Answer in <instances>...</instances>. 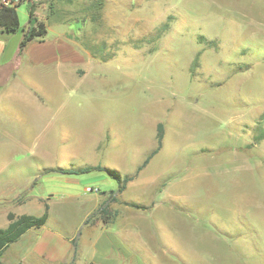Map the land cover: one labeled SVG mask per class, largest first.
<instances>
[{
	"label": "rangeland",
	"instance_id": "1",
	"mask_svg": "<svg viewBox=\"0 0 264 264\" xmlns=\"http://www.w3.org/2000/svg\"><path fill=\"white\" fill-rule=\"evenodd\" d=\"M40 1L53 42L90 64L58 91L54 72H25L50 97L37 126L27 112L10 121L0 203L20 193L50 198L52 216L70 227L88 195L115 196L114 175L134 176L118 207L148 209L140 218L152 239L135 245L145 264H264V0L23 1L18 33ZM14 140L24 145L13 151ZM57 165L104 170L68 174L92 191L77 189L70 203L46 175ZM23 209L44 211L37 201ZM13 246L5 264L17 263Z\"/></svg>",
	"mask_w": 264,
	"mask_h": 264
},
{
	"label": "crops",
	"instance_id": "2",
	"mask_svg": "<svg viewBox=\"0 0 264 264\" xmlns=\"http://www.w3.org/2000/svg\"><path fill=\"white\" fill-rule=\"evenodd\" d=\"M25 1L31 2V0ZM32 5L33 16L37 21L43 22L45 26L44 36L27 42L20 50L19 42L28 25L20 33L17 32L18 30L7 33L0 27V177L9 171L8 166L11 161L9 154L13 141L8 139L12 132L10 121L13 118L20 121L22 113L26 114L27 112L31 118L29 119L30 125L37 126L39 122L41 123L42 118L40 116L36 118V114L41 115L45 106L44 102L50 97V94L45 91V95H42L41 90L37 89L35 85L36 81L26 77L25 72L31 69L37 71L39 68H41L39 72L42 71L40 73L42 75L47 73L46 71L54 72L56 85H60L56 88L58 91L60 88H66L69 80L75 75L81 79L85 77L90 64L86 63L83 55L73 45L60 39L53 42L51 39L53 26L46 24L48 17L42 15L38 10V7L43 8L46 3L40 1L39 6L35 3ZM15 33L18 34H16L13 47L10 45L13 37L11 34ZM50 66H53L52 69H48ZM57 91L55 90L56 95ZM34 114L35 118L32 117ZM30 128L19 126L18 131L21 130L25 133ZM14 142L13 151L24 145L17 140ZM57 167L58 169H70L59 165ZM48 174L50 178L61 184L64 198L70 203L77 199V189L83 192H92L90 183H87V180L84 182L83 178L60 172H46V175ZM134 178L128 181L123 191L115 193L114 200L109 199V193L88 195L86 200L90 202V206L79 221L70 227L63 223L62 216L57 218L52 216L50 198L47 201H42L39 197L25 193L24 197L19 200L22 197L20 195L22 193H20L8 203H0L3 205V208H0V228L8 224L9 213L15 216L36 215L23 209L28 202L37 201L43 207L45 204L48 205L46 222L41 226L29 228L17 240L10 243V245H14L13 247H17L16 264H145L135 245L137 243L145 247L152 239L150 231L147 230L148 228L140 218V212L148 209L134 208L123 204L118 207V194L122 197L133 183ZM24 191L26 192L27 188ZM84 195L87 196V194ZM122 200L124 198L120 201ZM102 206H104L103 209ZM70 207V205L67 206L68 209H72ZM42 213L43 211L38 215ZM77 233L78 238L76 239Z\"/></svg>",
	"mask_w": 264,
	"mask_h": 264
},
{
	"label": "trees",
	"instance_id": "3",
	"mask_svg": "<svg viewBox=\"0 0 264 264\" xmlns=\"http://www.w3.org/2000/svg\"><path fill=\"white\" fill-rule=\"evenodd\" d=\"M23 1L25 0H19L18 3L9 4V5L0 2V27L2 31L11 33L18 30L20 23L17 13V7ZM45 33L46 30L43 22L36 20V18L33 16V5H30L28 26L22 39L19 42V49L21 50L26 45L27 42L34 39L35 37L44 36ZM158 137H159V141H161L162 138L161 132L158 134ZM156 152L157 150H153L150 156L146 158L143 161V163L139 166L138 170H141L148 163L149 159L152 158L151 156L154 155ZM93 170H104V169L101 166L96 165V166H85L76 169L73 168L67 170L60 169L59 171L62 174H80V173L90 172ZM133 177L134 176H125L123 178V182H120L117 175H114V178L118 183L117 192L123 191L125 188V183L131 180ZM112 193H114V191ZM109 199L114 200L115 197L111 195ZM103 207L104 206H102L101 208L103 209ZM47 210H48V205L45 204L44 211L41 215L21 214L15 216L14 214L9 213L8 224L5 227L0 228V256L4 251V249H6L10 245V243L17 240L29 228L43 225L47 220V215H48ZM74 246L76 249L75 241H74ZM0 264H5V263L0 259Z\"/></svg>",
	"mask_w": 264,
	"mask_h": 264
},
{
	"label": "built area",
	"instance_id": "4",
	"mask_svg": "<svg viewBox=\"0 0 264 264\" xmlns=\"http://www.w3.org/2000/svg\"><path fill=\"white\" fill-rule=\"evenodd\" d=\"M1 3H4V4H16L19 2V0H0Z\"/></svg>",
	"mask_w": 264,
	"mask_h": 264
}]
</instances>
